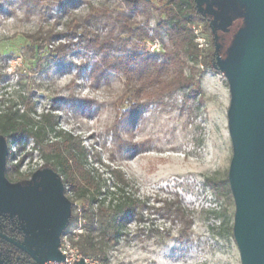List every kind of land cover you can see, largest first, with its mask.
Returning a JSON list of instances; mask_svg holds the SVG:
<instances>
[{"label": "rangeland", "instance_id": "374dc122", "mask_svg": "<svg viewBox=\"0 0 264 264\" xmlns=\"http://www.w3.org/2000/svg\"><path fill=\"white\" fill-rule=\"evenodd\" d=\"M152 1L160 4L159 0ZM36 4L34 0H0V111L16 105L22 112L24 101L32 97L35 119L44 112L54 114L58 129L74 136L86 149L87 168L98 172L102 184L113 189L109 171L118 169L129 179L128 191L141 200L148 199V205L162 207L164 200L178 198L191 211L193 223L186 233L182 220L145 208L144 221L130 219L120 242L106 249V264H242L233 232L234 196L217 188V183L229 181L234 152L229 121L232 91L227 75L203 72V103L198 99L186 102L187 91L182 90L150 102L143 94V106L117 122L122 109L119 97L126 84L123 75L111 72L107 82L95 84L93 70L99 56L87 51L77 38L62 36L52 42L70 43L71 50L62 60L55 62L46 53L33 59L26 49L31 44L26 35L53 25L63 31L71 16L86 14L90 6L112 10L109 18L92 27L105 35L114 29V17L124 9V0H65L49 10ZM221 5L219 14L212 7L203 9L212 16L219 33L220 57L231 62L235 57L229 50L228 27L232 23L235 43L245 21H237L236 14L225 15ZM217 15L223 18L217 20ZM132 18L135 27L160 41L163 49L170 47L163 30L162 40L157 35L155 12L149 23L140 14L133 13ZM199 25L208 43L210 33L205 32L204 24ZM143 41V52L162 62L165 50L149 52L146 38ZM42 58V66L36 70ZM172 74L170 70L165 77ZM115 125L124 140L139 145L128 158L121 154L111 158V151L116 149ZM33 142H12L10 153L9 142L0 136V212L18 216L23 223L21 241L46 262L61 258L60 230L70 234L76 244L78 235L85 232V222L83 206L74 200L70 187L65 196L63 178L51 169L39 170L45 160ZM14 166L18 173L13 176ZM21 175L30 183L20 180ZM88 256L94 264H103L99 258Z\"/></svg>", "mask_w": 264, "mask_h": 264}, {"label": "trees", "instance_id": "16d2710c", "mask_svg": "<svg viewBox=\"0 0 264 264\" xmlns=\"http://www.w3.org/2000/svg\"><path fill=\"white\" fill-rule=\"evenodd\" d=\"M34 1L37 6L49 10L54 4H61L65 0ZM203 1L159 0L160 4L157 5L152 0H124V9L114 17V29L105 35H101L92 27L101 23L102 19L109 18L112 10L90 6L86 14L71 16L64 24L63 31H57L56 25H53L49 29L40 27L35 33L26 35L27 40L31 42L26 49L33 59H37L40 53H46L47 58L56 62L68 55L71 45L52 42L65 36L71 40L77 38L87 51L97 54L99 60L93 70L95 84L107 82L111 72L123 75L126 81L119 97L122 109L117 114V122L131 117L143 106L141 104L143 94L150 102L168 93L182 90L187 91L186 102L198 99L199 103H203L204 94L200 81L203 72L205 70L225 72L220 64L219 33L212 16L208 15L201 6ZM212 8L218 14L221 13L219 4ZM223 9L225 15L229 14L228 5H224ZM154 12L158 15L157 35L162 40L161 30H163L170 44L163 53L162 62H158L157 57L151 56L148 52H143V40L147 37V33L144 29H137L136 22L132 18L133 13L140 14L144 16L146 23H149ZM234 14L238 16L237 21L245 20V11L242 8L236 7ZM219 18L223 16L217 15V20ZM201 23L204 24L205 32L210 33L208 45L204 49L196 43L193 32V27ZM231 25L232 23L228 27L230 51L234 44ZM43 60V58L38 59L36 70H40ZM170 70H173V74L166 78L165 74ZM24 105L25 110L22 112L16 109V105H10L4 111H0V136L9 142L10 153L12 142L24 143L32 139L35 149L45 160V165L39 170L51 169L56 172L64 180L65 196L67 187H70L74 200L81 202L85 232L78 235L76 243L81 252L97 257L106 264V249L120 242L130 219L144 221L145 208L160 213L165 212L182 220L186 233L191 228L193 223L191 211L184 207L178 198L164 200L162 207H152L148 205V199L141 200L128 191L129 179L118 169L109 171L114 179L113 189L102 184L98 172L87 168L89 161L86 149L74 136L58 129L55 115L44 112L36 120L37 114L32 97H27ZM113 129L116 149L111 151V158L115 159L117 154L128 158L139 148V145L132 140H124L116 125ZM15 173H18L17 166L13 167L12 175L14 176ZM34 173L30 176L32 177ZM21 177L24 176L21 175L20 180L29 181L28 178ZM208 180L214 181V179ZM217 185L220 192L232 194L228 180ZM72 209L71 201L70 221L73 220ZM18 250L27 255L29 260L31 259V255L25 250L21 248Z\"/></svg>", "mask_w": 264, "mask_h": 264}, {"label": "water", "instance_id": "95a60500", "mask_svg": "<svg viewBox=\"0 0 264 264\" xmlns=\"http://www.w3.org/2000/svg\"><path fill=\"white\" fill-rule=\"evenodd\" d=\"M239 2L245 7V28L231 48L235 58L231 62L220 58L232 91L229 121L234 152L229 183L236 204L233 232L242 264H264V0ZM63 232H59L60 239ZM9 241L45 264L25 245Z\"/></svg>", "mask_w": 264, "mask_h": 264}, {"label": "flooded vegetation", "instance_id": "af4514ba", "mask_svg": "<svg viewBox=\"0 0 264 264\" xmlns=\"http://www.w3.org/2000/svg\"><path fill=\"white\" fill-rule=\"evenodd\" d=\"M222 3L229 6L228 13L230 15L235 13L236 7L239 9L242 8L245 11V7H243L239 0H204L203 8L212 7L218 4L219 7H221ZM257 24L262 25L260 22ZM26 182L28 183L29 181ZM22 228L23 223L19 220L18 216L14 215V217H12L9 214H6V212H0V233L3 235L0 236V264H40L32 256L29 260L27 255L18 250L20 247L9 241V239H13L16 242L23 244L21 241V238L23 237Z\"/></svg>", "mask_w": 264, "mask_h": 264}, {"label": "built area", "instance_id": "2783aa9c", "mask_svg": "<svg viewBox=\"0 0 264 264\" xmlns=\"http://www.w3.org/2000/svg\"><path fill=\"white\" fill-rule=\"evenodd\" d=\"M193 32L196 36V43L198 44V46L201 49L206 48L208 43L202 32L201 25H195L193 27ZM146 41L148 42L147 45L149 52L154 53L165 50L163 49L162 43L160 41L153 40V37H149V34H147ZM72 242L71 235L64 233L61 237L59 246L61 259L48 260L45 262V264H94L92 259L87 254L82 253L78 246Z\"/></svg>", "mask_w": 264, "mask_h": 264}]
</instances>
